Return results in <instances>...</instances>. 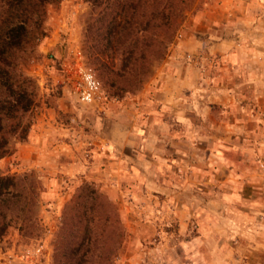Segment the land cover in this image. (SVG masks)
Returning <instances> with one entry per match:
<instances>
[{"label": "rangeland", "instance_id": "obj_1", "mask_svg": "<svg viewBox=\"0 0 264 264\" xmlns=\"http://www.w3.org/2000/svg\"><path fill=\"white\" fill-rule=\"evenodd\" d=\"M188 1L167 57L140 88L120 95L87 52L92 23L107 44L106 3L62 0L48 7L47 35L27 71L39 86L30 134L44 109L56 113L49 127L58 134L44 138L47 173L22 163L19 153L29 138H13L15 153L0 161L2 173H33L42 189L30 227L12 222L0 237V264H18L15 255L41 239L52 251L48 264H56L65 216L83 186L103 191L119 214L109 215L110 225L120 223L125 231L114 254L118 235L108 229L109 259L100 264H264V65L261 71L247 66L252 40H243L251 35L247 17L264 26V0ZM190 37L198 39V49L184 45ZM227 38L237 42L216 50ZM77 60L94 70L101 102L78 98L67 72ZM54 137L71 147L49 152ZM230 165L257 174L256 188L246 193L252 202L218 215L209 199L224 194L221 181ZM229 211L239 225L223 224L220 216Z\"/></svg>", "mask_w": 264, "mask_h": 264}, {"label": "trees", "instance_id": "obj_2", "mask_svg": "<svg viewBox=\"0 0 264 264\" xmlns=\"http://www.w3.org/2000/svg\"><path fill=\"white\" fill-rule=\"evenodd\" d=\"M61 1L0 0V161L15 153L10 144L13 138H29L39 86L27 71L35 62L36 47L47 35L48 7ZM86 1L94 6L106 3L103 40L107 44L100 42L92 23L87 30L92 39L87 52L114 95L140 88L153 65L167 57L190 4L188 0ZM104 70L113 76L108 78ZM41 190L33 173L20 176L0 171V237L12 222L22 230L30 227ZM111 213L119 219L117 207L103 191L81 187L70 215L65 216L56 264H100L109 259L105 254V249H111L108 229L118 235L113 253L121 250L125 231L120 223L110 225Z\"/></svg>", "mask_w": 264, "mask_h": 264}, {"label": "crops", "instance_id": "obj_3", "mask_svg": "<svg viewBox=\"0 0 264 264\" xmlns=\"http://www.w3.org/2000/svg\"><path fill=\"white\" fill-rule=\"evenodd\" d=\"M262 18L263 17H257L259 22L262 21ZM244 23L248 26H251V35L248 36V33H246V36L243 40H252L250 44L252 43L251 48L253 49L252 54H248L247 56V66L249 68L256 67L261 71L264 65V26H254L255 22L252 23V16L249 18L247 17V19L244 20ZM191 38L195 39V41H193ZM190 39L191 40H187L184 45H188L191 42L194 43L196 49H198V47L200 46V42L198 41V39L193 37H190ZM233 42L236 43L237 39H223L222 43L215 44L216 50L220 49V47L225 48V46H230L231 44L233 45ZM245 44L243 45L246 49ZM252 75L254 77L253 79L256 80L257 73H252ZM54 114L56 113L51 109H44V111H41L38 116V123L33 127V130L29 136V141L25 142L24 147H22V150H20L19 154L20 157L24 158L22 163L26 165V168H37L47 173L45 163L46 158H44L43 156L47 150V148H45L46 146L44 138H50L58 134L49 127L50 125L53 127L55 126L56 119L55 116H52ZM60 134L69 133H63L62 131H60ZM53 142H55L56 146L52 145L54 147H51L52 150H49V152L52 151L53 153L55 152L59 154L63 149L67 150L69 147H71V145L67 144V140H62L58 137H54ZM239 159L241 160L242 158L239 157ZM241 171L242 170L238 169L237 165H230L225 169L226 177L221 181L222 184L226 185L224 187V194H214L213 197L209 199L210 201L208 206H210L211 210H214V213L219 215L221 208L230 209L232 206L238 203L252 202V200L247 197L246 193L256 188L253 176H257V174L252 175L250 173H247L246 171H242V173L239 174ZM220 218L223 224H225L226 226L239 225V222L235 219L234 216H232L230 211L223 212Z\"/></svg>", "mask_w": 264, "mask_h": 264}, {"label": "built area", "instance_id": "obj_4", "mask_svg": "<svg viewBox=\"0 0 264 264\" xmlns=\"http://www.w3.org/2000/svg\"><path fill=\"white\" fill-rule=\"evenodd\" d=\"M67 72L71 76L75 92L80 101L93 104L104 99L102 85L92 68L77 60L69 64ZM11 256L9 255V257ZM51 256L52 251L47 241L41 239L37 243L21 249L15 255V260L18 264H48Z\"/></svg>", "mask_w": 264, "mask_h": 264}]
</instances>
